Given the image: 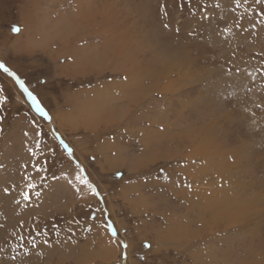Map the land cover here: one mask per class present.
Returning a JSON list of instances; mask_svg holds the SVG:
<instances>
[{
  "label": "rangeland",
  "instance_id": "374dc122",
  "mask_svg": "<svg viewBox=\"0 0 264 264\" xmlns=\"http://www.w3.org/2000/svg\"><path fill=\"white\" fill-rule=\"evenodd\" d=\"M42 1L0 0V63L4 65L0 67V237H17L20 252L36 248L34 251L42 255L44 248L37 245L38 241L47 240L46 245L57 251L61 250L62 240L66 239L68 246L79 242L88 258L84 264H131V259L138 264H159L162 258L159 251L151 250L147 223L132 212L140 205L134 200L136 191L130 189L123 195L120 192L124 186H132L134 178L128 169L118 168L115 161L107 160L115 154L113 149L103 154L101 148L103 143L115 140L114 143L127 147L124 154L130 160L144 158L146 151L137 139L131 144H124L121 138L117 140L118 122L110 130L102 129L101 122L98 129L90 131L78 117L85 96L80 94L76 98L75 92L99 87L105 81L111 82L114 76L103 77L101 83L94 81L91 73L71 80L55 68L52 61H55V39L52 47L48 45L51 40L48 44L33 43L31 37L41 38L42 31H48L44 29L47 20L57 18L64 11L75 13L78 0ZM98 1L113 4L116 12L126 19H136L137 27L143 26L145 42L160 45L159 65L169 59L176 64L172 78L178 72L187 73L190 83L182 85L177 93L185 104L181 118L199 124L221 117L216 125L217 134L225 136L227 145L243 151L232 168L234 175L247 183V190L251 187L249 193L264 191V0ZM22 7L38 9L37 19L43 17L36 22L39 25L36 32H31V22L24 29ZM14 28L19 31H13ZM149 53L144 51L145 55ZM63 58L68 60L67 56ZM61 63L63 59L57 65ZM17 78L24 81L47 117L36 111ZM149 93L152 99L148 108H153H137L136 114L141 116L133 126H148L147 119L155 118L161 96L155 88ZM169 104L171 107L170 101ZM125 111L124 116L129 113ZM148 127L160 129L161 125L154 122ZM125 133L127 138L128 132ZM224 158L231 164L236 162L231 153ZM155 163L156 174L143 173L145 180L141 183L146 186L147 182L160 179L172 183L164 163ZM79 178H86L97 194L82 185ZM29 184L33 187L29 188ZM25 192L28 200L24 199ZM154 193L151 189L144 190L147 202ZM169 193L166 195L170 197ZM170 200V205L178 203L173 198ZM142 218L146 220L147 216ZM100 228L116 242V249L110 255L100 248ZM138 235L147 237L140 240ZM81 253L77 252L74 261L66 263L81 264ZM167 264L174 263L167 261Z\"/></svg>",
  "mask_w": 264,
  "mask_h": 264
},
{
  "label": "bare ground",
  "instance_id": "6f19581e",
  "mask_svg": "<svg viewBox=\"0 0 264 264\" xmlns=\"http://www.w3.org/2000/svg\"><path fill=\"white\" fill-rule=\"evenodd\" d=\"M32 5L34 8L35 5ZM115 8L113 4H102L98 0H78L73 9L75 13L60 11L59 16L56 14L59 19L47 20L49 22L44 29L48 31H42L39 40L36 36V39L31 37V40L33 43L45 44L51 40L48 44L51 45L55 39V61L53 58L52 61L56 64L55 68L71 80L91 73L94 75L93 80L101 83L103 77L114 76L111 82H95L101 85L99 87L95 85L75 92L76 98H80V94L85 96L79 105L78 117L90 131L98 129L101 122V128L105 130L112 129L118 122L117 140L121 138L124 144H128L137 139L147 152L144 158L141 157L142 162L135 157L132 160L127 158L124 154L127 147L119 142L114 143L115 140L103 143L101 148L103 154L113 149L115 154L108 156L107 160L112 163L115 161L118 168L128 169L134 178V184L124 186L120 192L123 195L130 189L136 191L134 200L140 205L137 203L139 207L132 212L140 217L141 222L147 223L146 231L150 233L146 235L151 237V250L159 251L162 258L158 263L264 264V191L249 193L251 187L247 190L246 182L232 171L243 151L227 145L225 136L217 134L216 125L221 117L199 124L192 119L181 118L185 104L180 102L177 93H180L182 85L190 83V78L186 72H178L179 75L172 78V73L177 71H174L176 64L169 59V62L159 65L161 60L157 47L160 45L145 42L143 26L137 27L136 19H126ZM23 9L21 21L24 29L31 22V32H36L34 30L39 29L36 22L43 17L37 19L38 9ZM144 51L150 53L145 55ZM64 56L68 60L64 61ZM60 59H63V63L57 65ZM116 75L119 78H115ZM152 88L161 97L157 99L155 118L147 119L150 122L148 126L156 122L161 128L140 127L141 124L139 127L133 126L139 121L136 118L141 116L135 110L149 109V99H152L149 91ZM169 101L172 106L177 102L174 105L176 111H172L174 109H171ZM126 109L129 113L124 116ZM125 132H128L127 138ZM227 153L236 158L234 164L225 160ZM158 161L164 163L167 177L172 183L160 179L149 184L147 182L145 186L141 183L145 180L143 173L156 174L154 164ZM250 183L253 184V180ZM146 189L155 192L150 196L152 202H147L148 198L143 194ZM166 192H170V197ZM171 198L178 203L170 205ZM143 215L147 216L146 220L142 218ZM102 232L100 228V248L110 255L116 249V242L107 231ZM138 236L140 240L147 237ZM19 243L17 237H0V264H67L74 261L72 258L77 252H82L81 260L79 256L81 264L88 260L79 242L68 246L66 239L62 240L59 242L62 244L61 250L57 251L43 241H38L37 245L44 248L43 255L34 251L36 248L22 253ZM130 262L138 264L132 259Z\"/></svg>",
  "mask_w": 264,
  "mask_h": 264
},
{
  "label": "snow or ice",
  "instance_id": "6c2138e0",
  "mask_svg": "<svg viewBox=\"0 0 264 264\" xmlns=\"http://www.w3.org/2000/svg\"><path fill=\"white\" fill-rule=\"evenodd\" d=\"M13 31H19L18 28H14ZM0 67H4V65L2 63H0ZM5 71H7V69L5 68ZM12 74V73H10ZM14 75V74H12ZM17 83L19 84L20 88L24 91V93L27 94L28 98L32 101L33 106L35 107L36 111L44 117H47V113L45 112L44 108L41 107V105L37 102L36 97L28 90L27 87H25V83L23 80H20L19 78H17ZM40 133L38 132L37 135H39ZM69 152L71 153V149H69ZM80 179V183L82 185H87V187H89L92 190V193L94 195L97 194V190L95 187H93V185H91L88 180L86 178H79ZM29 188L33 187V185L29 184L28 185ZM5 191H7V189H5ZM24 199L28 200L29 199V195L27 192L24 193ZM108 228L111 230L112 229V225L109 223L108 224ZM113 235H115V231L113 230ZM43 243L47 244L48 241L45 240L43 241ZM33 247H35V244L33 245Z\"/></svg>",
  "mask_w": 264,
  "mask_h": 264
}]
</instances>
